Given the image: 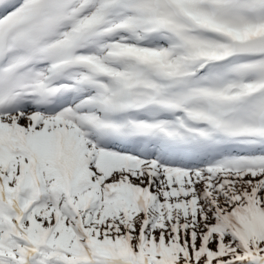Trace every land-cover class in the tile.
<instances>
[{"label": "snow or ice", "instance_id": "1", "mask_svg": "<svg viewBox=\"0 0 264 264\" xmlns=\"http://www.w3.org/2000/svg\"><path fill=\"white\" fill-rule=\"evenodd\" d=\"M0 264H264V0H0Z\"/></svg>", "mask_w": 264, "mask_h": 264}]
</instances>
